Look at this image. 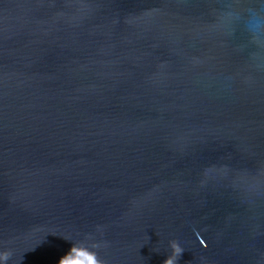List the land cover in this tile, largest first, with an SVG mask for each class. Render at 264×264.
Here are the masks:
<instances>
[{
	"label": "water",
	"instance_id": "water-1",
	"mask_svg": "<svg viewBox=\"0 0 264 264\" xmlns=\"http://www.w3.org/2000/svg\"><path fill=\"white\" fill-rule=\"evenodd\" d=\"M171 239L264 264V0H0L7 264H162Z\"/></svg>",
	"mask_w": 264,
	"mask_h": 264
},
{
	"label": "clouds",
	"instance_id": "clouds-1",
	"mask_svg": "<svg viewBox=\"0 0 264 264\" xmlns=\"http://www.w3.org/2000/svg\"><path fill=\"white\" fill-rule=\"evenodd\" d=\"M87 239H89L87 237ZM100 245L98 243H92L89 246H86L85 241H79L76 244H73L69 253L66 254L59 260V264H103V261L98 257L97 252L92 249H98ZM169 252L165 256L162 264H177L178 259L184 249L180 246L179 242L175 239L168 241ZM78 253H83V256H79ZM11 253L5 251L0 253V260L7 264L10 259ZM87 257L88 259H85Z\"/></svg>",
	"mask_w": 264,
	"mask_h": 264
},
{
	"label": "snow or ice",
	"instance_id": "snow-or-ice-1",
	"mask_svg": "<svg viewBox=\"0 0 264 264\" xmlns=\"http://www.w3.org/2000/svg\"><path fill=\"white\" fill-rule=\"evenodd\" d=\"M79 256H83V253H78ZM85 259H88L87 257H85Z\"/></svg>",
	"mask_w": 264,
	"mask_h": 264
}]
</instances>
